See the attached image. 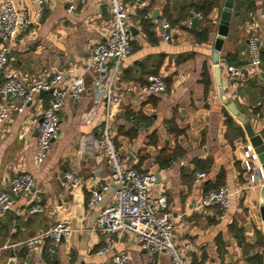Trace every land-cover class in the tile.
I'll return each instance as SVG.
<instances>
[{
	"label": "crops",
	"instance_id": "1",
	"mask_svg": "<svg viewBox=\"0 0 264 264\" xmlns=\"http://www.w3.org/2000/svg\"><path fill=\"white\" fill-rule=\"evenodd\" d=\"M13 1L18 10L27 9L32 23L15 39L0 83L9 76L29 83L64 72L65 86L84 74L86 90L76 103L66 99L59 136L42 164L35 158L38 128L53 94L36 93L19 111L13 108L18 100L0 92V104L12 108L0 127V191L10 189L16 175L27 172L34 178L30 191L12 193V207L0 219V264H114L115 252H128L135 264H171L168 252L152 254L131 232L102 234L95 229L101 209L115 203L118 185L99 146L107 124L127 164L157 175L151 196L156 200L161 193L167 195L176 243L187 264H264V181L252 186L247 181L243 152L251 141L229 107L234 103L254 129L264 133V58L261 67L254 68L248 46L255 35L264 51V0H253L256 7L249 13L244 0L234 1L236 15L218 58L215 43L225 0H218L205 18L193 11L173 26L168 42L162 39L160 20L179 18L174 0H132L133 52L107 61L108 69L116 68L111 85L120 97L110 113L95 74L85 70L93 48L111 30L109 0H50L43 12L33 0ZM70 4L77 5L74 12H68ZM230 65L243 67L244 78L233 79ZM153 74L164 77L167 93L148 95L142 90ZM228 115L244 134L228 132ZM67 171L81 177L82 185L73 188ZM198 172L206 175L198 179ZM106 185L109 188L103 189ZM217 186L231 194L227 210L201 205ZM95 189L102 191L103 199L89 207ZM37 202L44 210L30 214L28 208ZM61 220L70 221L73 230L53 252L47 248L50 239L28 251L27 239ZM104 248L109 250L102 253Z\"/></svg>",
	"mask_w": 264,
	"mask_h": 264
},
{
	"label": "built area",
	"instance_id": "2",
	"mask_svg": "<svg viewBox=\"0 0 264 264\" xmlns=\"http://www.w3.org/2000/svg\"><path fill=\"white\" fill-rule=\"evenodd\" d=\"M87 0H78L80 4ZM38 5V10L43 12L50 0H33ZM132 0H109L112 26L104 41L97 44L91 54L86 72L95 74V85L103 93L107 105L118 103L120 97L112 91V80L116 75L115 69H108L107 61L128 57L133 52L132 34L130 28L129 4ZM77 5L70 4L68 12H74ZM201 16V14H196ZM32 23L27 9L18 10L13 0L0 2V72L9 61V53L18 35L28 31ZM161 36L168 42L173 37V25L166 17L161 18ZM251 52V64L254 68L261 67V51L258 38L252 35L248 40ZM233 79H241L245 76V69L236 65L228 67ZM64 72H56L45 77L35 78L31 82H25L17 76H9L0 83V92L4 96L10 93L11 97L18 100L13 108L21 111L33 99L36 93L53 89L51 103L44 109L38 128L35 158L38 164H42L59 136L61 128V111L69 97L74 103L78 102L86 90L85 76H76L67 86L63 84ZM142 90L148 95L167 93L168 84L161 75L148 76V82L142 86ZM11 107L0 104V127L11 117ZM99 146L108 157L114 172V178L118 183L115 203L105 205L99 214L95 229L102 234L115 232H131L138 236L143 247L152 254L166 251L171 256V264H187L175 239V217L168 210V197L165 193L158 195L154 200L151 189L157 183L155 173L144 172L127 164L121 149L111 134L110 125H106L100 132ZM243 168L247 174V181L252 186L264 181V168L259 159V154L252 143H247L243 152ZM206 174L198 172L197 178H203ZM67 181L73 188L82 185V178L71 171L65 173ZM34 178L30 173L16 175L11 180L8 190L0 191V219L11 209L13 204L12 193L30 191ZM106 185L103 189H108ZM103 199V193L95 189L88 202L89 207H95ZM203 207L220 205L227 210L231 206V194L225 187L211 189L201 201ZM44 206L37 202L28 208L30 214L42 212ZM70 221L61 220L53 226L41 231L37 235L27 239L24 244L28 251L45 239H50V252L60 244L61 238L72 232ZM104 248L101 252L108 251ZM1 255V251H0ZM114 264H135L128 252H115Z\"/></svg>",
	"mask_w": 264,
	"mask_h": 264
},
{
	"label": "water",
	"instance_id": "3",
	"mask_svg": "<svg viewBox=\"0 0 264 264\" xmlns=\"http://www.w3.org/2000/svg\"><path fill=\"white\" fill-rule=\"evenodd\" d=\"M234 1L235 0H225L224 2V8L221 14V22L218 27V37L215 43L217 58L219 55V51H221L222 46L225 42V39L229 35V26L232 21V18L233 16L236 15V11L234 8ZM103 7H107V5L105 4ZM195 20H196V17L192 15V22H194ZM131 30L134 32L133 27H131ZM45 92L52 93L53 89L41 91V93H45ZM7 97L9 99L11 98L10 93L7 94ZM229 107L232 110V112L237 116L238 120L241 123H243L247 136L250 139L251 143L255 146V150L259 154V159L264 168V133L256 131L254 129L252 122H250L249 118L247 117V115L244 113H239L234 103L230 102ZM117 188H118V185H117ZM260 204H261V208H260L261 216H262V219L264 220V185L262 186L261 192H260ZM61 241H64V236L61 238Z\"/></svg>",
	"mask_w": 264,
	"mask_h": 264
},
{
	"label": "trees",
	"instance_id": "4",
	"mask_svg": "<svg viewBox=\"0 0 264 264\" xmlns=\"http://www.w3.org/2000/svg\"><path fill=\"white\" fill-rule=\"evenodd\" d=\"M218 0H174V2L177 5V11L179 12V18L175 20H171L170 17L168 19L172 23V25L180 24L182 20H187L189 16H191L192 12H200L203 14V17H207L211 10L216 6ZM247 5V11L246 12H252L256 4L253 0H244ZM143 27L148 30V21L146 19L142 20ZM197 25H193L192 27L195 28ZM201 34L202 39L205 38V33H198ZM203 35V36H202ZM261 51V50H260ZM264 58V51H261V59ZM227 125H228V132H234V135H242L244 134V130L242 127L237 125L236 121L228 115L227 117ZM229 135V134H228ZM219 187V186H217ZM241 240V237H240ZM49 249V246L47 247ZM47 249V250H48Z\"/></svg>",
	"mask_w": 264,
	"mask_h": 264
}]
</instances>
